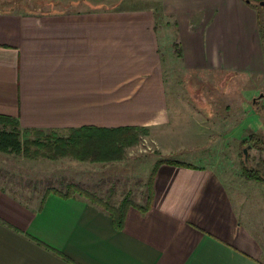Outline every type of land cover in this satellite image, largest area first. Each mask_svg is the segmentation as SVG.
Here are the masks:
<instances>
[{"label":"crops","instance_id":"0c3cea01","mask_svg":"<svg viewBox=\"0 0 264 264\" xmlns=\"http://www.w3.org/2000/svg\"><path fill=\"white\" fill-rule=\"evenodd\" d=\"M0 2V117L22 132L149 127L162 142L176 136L165 128L174 63L264 74L258 12L245 0L46 13ZM178 138L162 151L197 144ZM155 167L151 205L130 207L121 229L79 194L25 203L0 185V264H264V183L228 185L213 166L174 158Z\"/></svg>","mask_w":264,"mask_h":264},{"label":"rangeland","instance_id":"374dc122","mask_svg":"<svg viewBox=\"0 0 264 264\" xmlns=\"http://www.w3.org/2000/svg\"><path fill=\"white\" fill-rule=\"evenodd\" d=\"M15 1L20 3L16 8L38 13L78 11L76 8L89 10L94 7L149 6L158 2L62 0L68 3L56 5L52 3L56 0ZM253 8L258 12V31L264 45V5L260 2L254 4ZM170 50L173 49H170L168 43H162L164 56ZM172 73V88L169 90L170 98L172 96L170 122L165 128H171L176 136L168 135L162 138V142L156 143L152 128L129 127L138 128L139 141L125 148V159L111 163L80 161L71 155L52 160L43 156L27 158L0 152V185L25 203L29 199L41 200L50 189L64 191L68 183H77L96 191L99 197H107L112 193L115 202L121 201L128 193H131L134 201L147 202L148 179L159 160L174 158L213 166L228 185L232 180L245 179L243 167L247 158L249 168L264 171V97L259 98L264 94V74L232 75L221 71L184 73L177 63L173 64ZM251 133L255 134V139L253 142H245L244 138ZM180 134H187L191 141L196 140L195 147L173 154L162 151L167 148H164L165 143L173 144L174 139L179 140ZM29 135L30 140L36 143L31 146V153L41 152L44 146L57 145V139L69 141L70 137L68 133L50 131L31 132ZM254 143L259 145L253 147Z\"/></svg>","mask_w":264,"mask_h":264},{"label":"trees","instance_id":"16d2710c","mask_svg":"<svg viewBox=\"0 0 264 264\" xmlns=\"http://www.w3.org/2000/svg\"><path fill=\"white\" fill-rule=\"evenodd\" d=\"M249 1L250 5L264 2V0H245ZM176 54L181 57L178 44H174ZM255 105H258L256 103ZM19 124L16 120L8 117H0V152L5 154L23 155L27 158L45 157L50 159H57L62 156H74L80 161H93L102 163H111L122 161L125 155V148L131 147L138 143V128H118L101 131H93V128H81L74 130L69 137V141L57 139V145H49L43 147L39 153H31V146L34 143L30 140V131L18 129ZM7 128H10L9 130ZM44 137V136H43ZM254 135L245 139V142H253ZM259 145V143L252 144ZM263 146V145H262ZM261 147V146H260ZM161 163V162H160ZM179 163V162H176ZM159 164V162H158ZM156 165V167L158 166ZM148 179L149 196L145 206H139L132 199L131 193L125 195L121 201L115 202L112 200V193L110 195H97L96 191L87 189L86 187L77 183H68L64 186V191L57 189H50L46 191L45 196L50 193H56L64 198H72L76 194L90 200L92 203L106 210L114 221V225L121 229L130 207H136L140 210H147L152 202V183L153 176L156 171ZM244 177L248 181H257L264 183V171L260 169H252L248 166V158L244 160L243 167ZM110 196V197H109Z\"/></svg>","mask_w":264,"mask_h":264},{"label":"water","instance_id":"95a60500","mask_svg":"<svg viewBox=\"0 0 264 264\" xmlns=\"http://www.w3.org/2000/svg\"><path fill=\"white\" fill-rule=\"evenodd\" d=\"M247 3H249V1H247ZM261 5H264V2H261ZM262 97H264V94H261V95L259 96V98H262ZM245 153H247L246 150H245Z\"/></svg>","mask_w":264,"mask_h":264}]
</instances>
